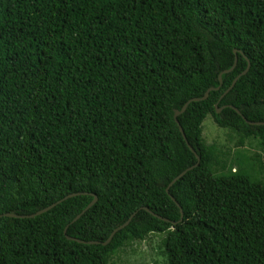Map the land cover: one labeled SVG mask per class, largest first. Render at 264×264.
<instances>
[{"label": "trees", "instance_id": "1", "mask_svg": "<svg viewBox=\"0 0 264 264\" xmlns=\"http://www.w3.org/2000/svg\"><path fill=\"white\" fill-rule=\"evenodd\" d=\"M263 153L264 0H0V264H264Z\"/></svg>", "mask_w": 264, "mask_h": 264}, {"label": "rangeland", "instance_id": "2", "mask_svg": "<svg viewBox=\"0 0 264 264\" xmlns=\"http://www.w3.org/2000/svg\"><path fill=\"white\" fill-rule=\"evenodd\" d=\"M203 137L208 144L214 142L220 144L231 156L236 152L237 139L235 134H230L217 126L211 116H208L203 123ZM249 142L247 149L250 153H262L257 141ZM228 154V155H229ZM264 157V153H263ZM162 236L151 234L145 242L130 245L127 249L121 250L120 254L114 256L111 264H167L164 252Z\"/></svg>", "mask_w": 264, "mask_h": 264}, {"label": "water", "instance_id": "3", "mask_svg": "<svg viewBox=\"0 0 264 264\" xmlns=\"http://www.w3.org/2000/svg\"><path fill=\"white\" fill-rule=\"evenodd\" d=\"M238 52H239V50H237V49L234 50V53H235V55H236L234 66H233L230 70H226V71H224L223 73H228V72L232 71V70L235 68V66H236V64H237V61H238V57H237V53H238ZM247 70H248V69H247ZM247 70H246V71H247ZM246 71L243 72V74H245ZM223 73H221V74L219 75V80L221 81V83H222V74H223ZM236 80H237V78L234 80L233 85L235 84ZM233 85H232V87H233ZM217 89H218V88H217ZM213 90H215V89H214V88H210V89L204 94L203 97H201V98H193V99L189 100V101L183 106V108H182L181 110H175L174 119H175L176 123L179 124L178 116H179L180 114L184 113V112L187 110L188 106H189L192 102H199V101H204V100L208 99V97H209V93H210L211 91H213ZM222 108H223V107L219 108L218 105H216V109H217V112H218V113H220V112L222 111ZM234 109H235L237 112H239L238 109H236V108H234ZM239 113H240V112H239ZM252 124H254V123H252ZM259 124H260V123H259ZM254 125H255V124H254ZM179 129H180V131H181V133H182L184 139L186 140V142H187V144H188L190 150L196 155V157H197V159H198V162H197V164H196L195 166H198V165H199V162H200V157L196 154V152H195V150L193 149V147H192V146L190 145V143L187 141L186 136H185V133H184V130H183V128L181 127V125H179ZM192 168H193V167H191V168L187 169L186 171H184V172H183V173H182L177 179L181 178L184 174H186V172H187L188 170H191ZM177 179H175V180L173 181V183H174ZM78 195H86V193H77V194H71V195H68L67 197L61 199L60 201H58V202L52 204L51 206H49V207H47V208L41 209V210H39L38 212H36V213H34V214H32V215H28V216H18V215L14 214V213H7V214H4V215H1V217L6 216V217H14V218H34V217H36V216H38V215H41V214H43V213H45V212L51 210L52 208L56 207L58 204L62 203L63 201H65V200H67V199H69V198H71V197L78 196ZM97 201H98V197L94 195V199H93V201L87 206V208H86V209H85L80 215H78V216L74 219V222L77 221V220H78V219H79V218H80V217H81L86 211H88L93 205H95ZM178 207H179V205H178ZM179 208H180V207H179ZM143 209L146 210L147 212L151 213L153 216L158 217V218H161L159 215H157V214H155L154 212L150 211L148 208H143ZM134 215H135V214H133V215L130 217V219H129L126 223H124L123 225L117 227V228L111 233V235H110V237L107 239V241L102 242V245H104V246L108 245V244L112 241V239L114 238V236L116 235V233H118L119 231H121L122 229H124L125 227H127V226L131 223L132 218H133ZM161 219H162V218H161ZM164 220L167 221V222L169 221L168 219H164ZM66 231H67V229H66ZM66 231H65V233H66ZM67 238L70 239V240H74V241L80 242V243L101 244L100 242H94V241H89V242H87V241H81V240H78V239H76V238H71V237H69V236H67Z\"/></svg>", "mask_w": 264, "mask_h": 264}, {"label": "clouds", "instance_id": "4", "mask_svg": "<svg viewBox=\"0 0 264 264\" xmlns=\"http://www.w3.org/2000/svg\"><path fill=\"white\" fill-rule=\"evenodd\" d=\"M219 81H220V80H219ZM220 83H221V81H220ZM221 85H222V83H221ZM221 85L218 87V89H217V88H214V89H215V90H219V89L221 88ZM212 88H213V87H212ZM213 91H214V90H213ZM209 95H210V93H209ZM203 123H204V122H203ZM202 126H203V124H202ZM203 131H204V127H203ZM234 154H235V153H234ZM233 156H234V155H233ZM199 163H200V162H199ZM194 167H197V166H193V168H194ZM190 168H191V167H190ZM193 168H192V169H193ZM188 169H189V168H188ZM186 170H187V169H186ZM186 170H185V171H186ZM188 171H189V170H188ZM188 171H187V172H188ZM183 172H184V171H183ZM183 172H182V173H183ZM187 172H186V173H187ZM182 173H181V174H182ZM181 174H180V175H181ZM184 175H185V174H184ZM184 175H183V176H184ZM183 176H182V177H183ZM175 179H176V178H175ZM173 181H174V180H173ZM173 184H174V183L172 182V183L169 185V187L167 188L166 192H167V194L169 195V197L173 200V202H175L176 205H177V204L179 205V203H178V201L176 200V198L173 197V196L170 194V188L172 187ZM179 207H180V205H179ZM180 211H181V213H183L181 208H180ZM174 223H175V222H174Z\"/></svg>", "mask_w": 264, "mask_h": 264}]
</instances>
